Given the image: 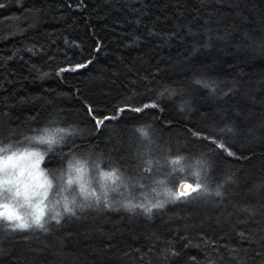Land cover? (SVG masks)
I'll list each match as a JSON object with an SVG mask.
<instances>
[{
	"label": "trees",
	"instance_id": "obj_1",
	"mask_svg": "<svg viewBox=\"0 0 264 264\" xmlns=\"http://www.w3.org/2000/svg\"><path fill=\"white\" fill-rule=\"evenodd\" d=\"M0 5V147L36 146L24 140L34 134L30 129L75 124L91 130L85 102L111 115L122 102L139 106L171 85L183 91L160 98L163 111L120 113L118 122L92 132L87 142L127 165L132 125L151 124L162 143L175 150L179 141L182 150L193 152L203 145L188 129L215 131L228 123L233 132L225 138L239 157L218 161L215 178L230 169L238 180L222 205L211 200L168 204L152 219L123 210L89 212L81 220L66 218L50 233H28L27 239L4 236L11 229L0 221V264H145L142 253L149 248L157 264L153 253L169 239L179 248L189 240L201 245L203 237L215 243L190 246L184 253L203 260L218 249L220 264H235L223 247L231 245L246 250L247 264H262L264 256L256 255L260 245H250L239 233L259 237L264 228V0H0ZM87 59L93 62L85 68L57 74L58 67ZM33 65L48 75L40 78ZM194 76L225 82L221 87L236 80L237 90L216 99L209 88L193 83ZM185 100L190 111L180 109ZM53 117L58 125L48 123ZM57 162L45 156L46 174ZM141 183L146 187L130 184L129 195L109 198L139 203L156 198L153 187L161 192L150 180ZM245 205L255 214L242 211ZM176 264H185L184 258Z\"/></svg>",
	"mask_w": 264,
	"mask_h": 264
},
{
	"label": "snow or ice",
	"instance_id": "obj_2",
	"mask_svg": "<svg viewBox=\"0 0 264 264\" xmlns=\"http://www.w3.org/2000/svg\"><path fill=\"white\" fill-rule=\"evenodd\" d=\"M189 31L191 32V28ZM260 47L264 48V44ZM195 50L194 48L193 51ZM28 51L31 52L32 49L29 48ZM93 59L75 64L66 63L56 69L57 74L85 68ZM32 68L38 72L40 78L48 75L40 72L35 65ZM193 83L209 88V95L220 100L234 93L238 86V82L232 80L227 82L225 87H221L225 82L209 81L203 76H194ZM177 91L182 92L183 89L164 85L156 92L155 98H150L147 103L133 106L124 101L113 109L111 115L103 111L98 112L91 103L85 102V112L92 123L91 130L75 124H69L67 127L30 129L34 134L24 136V140L30 144L35 141L36 146L22 149L16 147L13 150V144L8 143L0 147V220L7 222L3 225L4 229H11V232L5 231L4 236H22L27 239L28 233H50L54 228L61 227L66 218L81 220L86 218L89 212L123 210L134 216L144 215L147 219H152L154 215L163 212L168 204H188L195 200H203L205 203L211 200L217 205L224 204L230 194V186L238 183L235 172L230 169L225 170L219 179L214 177L220 159L239 158L233 151V145L225 138L227 133L233 132L228 123L215 131H206L195 126L188 129L190 136L203 145L201 150L193 152L182 150L179 141H176L175 150L170 143H162L151 124L132 125L129 138L133 142V149L131 163L127 165H121L111 152L97 151V145L87 142V136L92 132L102 133L113 121L118 122L120 113H144L148 109L163 111L159 99L165 95H175ZM180 109L190 111V100H185ZM48 123L58 125L59 120L53 117ZM77 139L81 143H77ZM184 143L187 145L188 141L185 140ZM40 145L46 147L41 149ZM46 155L58 161L47 174L41 168V162L45 160ZM92 172L99 177V191L87 179ZM179 173H183V176ZM173 174L177 175L174 177ZM189 177L192 178L191 182ZM144 180H150L161 188V192H158L156 187L151 189L157 194L156 198L145 197V201L139 203H134L131 199L109 198V191L118 189L122 184L126 188L130 184L145 188L146 185L141 183ZM168 183H171L172 187H168ZM161 194L163 198H160ZM21 202L31 208V212L21 213L18 210ZM242 211L255 214V210L247 205ZM225 220H229V217H225ZM51 221H55V224ZM260 233L259 237L255 233L241 232L239 235L250 245L259 244L261 252L256 255L264 256V228L260 229ZM153 238L160 240V236L156 234H153ZM180 239L186 240L187 237L182 236ZM214 243L210 238L203 237L201 245H191L189 240L178 248L176 242L169 239L153 256L157 264H176L182 258L185 264H220L223 256L218 249L206 252L203 260L184 253V249L190 246L210 248ZM223 247L233 257L235 264H247L246 250L232 248L231 245ZM2 252L3 250H0V253ZM149 252H153V249L149 248ZM149 252L142 253V257H148L145 264H153V257L149 256ZM212 252L216 253L215 257ZM242 252L245 255H241Z\"/></svg>",
	"mask_w": 264,
	"mask_h": 264
},
{
	"label": "rangeland",
	"instance_id": "obj_3",
	"mask_svg": "<svg viewBox=\"0 0 264 264\" xmlns=\"http://www.w3.org/2000/svg\"><path fill=\"white\" fill-rule=\"evenodd\" d=\"M41 168L43 169V161L41 162ZM177 174H173V176L175 177ZM87 179H89L91 181V184L93 187L97 188V191H99V177H97L95 175L94 172H92L88 177ZM170 184V183H169ZM122 189V190H121ZM139 189V188H138ZM143 189V188H142ZM134 191V188H132L131 186L129 187H124V185L120 186L118 189L112 191L110 190L109 191V197L111 196H119L120 193L122 194H125V195H129V193L133 192ZM136 191V190H135ZM66 194H69V193H66ZM2 199V198H0ZM51 199V197H50ZM1 222H6V221H3V220H0ZM7 223V222H6Z\"/></svg>",
	"mask_w": 264,
	"mask_h": 264
},
{
	"label": "clouds",
	"instance_id": "obj_4",
	"mask_svg": "<svg viewBox=\"0 0 264 264\" xmlns=\"http://www.w3.org/2000/svg\"><path fill=\"white\" fill-rule=\"evenodd\" d=\"M21 213H28L31 212V208H29L27 205L23 204L21 202L19 209H18Z\"/></svg>",
	"mask_w": 264,
	"mask_h": 264
}]
</instances>
